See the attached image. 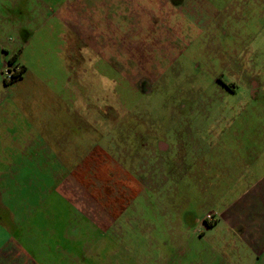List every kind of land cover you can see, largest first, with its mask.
Masks as SVG:
<instances>
[{
    "label": "rangeland",
    "instance_id": "1",
    "mask_svg": "<svg viewBox=\"0 0 264 264\" xmlns=\"http://www.w3.org/2000/svg\"><path fill=\"white\" fill-rule=\"evenodd\" d=\"M16 4V19L0 23L1 45L20 51L13 69L0 56V178L18 187L12 206L13 192L2 194L0 215L17 210L16 226L50 229L34 232V260L44 264L46 244L50 264L63 262L61 249L65 264H119L114 252L126 244L125 264H222L209 233L193 241L176 218L212 224L206 218L252 184L239 180L237 139L264 135V0ZM20 64L26 73L11 81ZM84 176L96 182L81 194L67 185L89 183ZM94 185L99 204H115V215H89L103 229L114 222L109 257L98 253L88 215H68L62 202L93 198Z\"/></svg>",
    "mask_w": 264,
    "mask_h": 264
},
{
    "label": "crops",
    "instance_id": "2",
    "mask_svg": "<svg viewBox=\"0 0 264 264\" xmlns=\"http://www.w3.org/2000/svg\"><path fill=\"white\" fill-rule=\"evenodd\" d=\"M16 1L17 0H0V23L2 21L11 22V20L16 19V17H14L15 12L17 10ZM49 15L50 14H47L46 17H49ZM71 24L72 27L77 31V35L81 36V28L79 26L77 27L73 23ZM90 40L91 42L89 44H91L92 42L94 43V45L96 44V41L94 42L92 38ZM1 44L2 43H0V56H9L11 58L10 60L14 61L11 64L8 63L9 66H11V68L13 69L18 64L17 60L20 51L18 47H11L10 50H5V46ZM94 50L96 52V49ZM10 52L13 53L12 56H10ZM19 69L22 70L23 77V75L27 71V67L23 64H20V67H16V69L14 70L18 72ZM245 138L247 139L248 135L243 133L237 139L239 145H241L242 148L240 149L241 162H244L243 166H245V168H242V176H240L239 180L242 181V179L246 178L252 181V184H250L249 187H245L241 190L234 204L232 203L224 211H219L217 215H213L214 222L212 224H209V221V223H207L206 225L204 223H201L205 215H201L200 217L196 218V220L200 222L197 227L195 226L193 221L186 222L185 216L187 215H177L176 218L177 226L179 225L181 227H189V229L192 231L191 234H189V232L187 233L186 231L181 232V234L192 235L189 237L193 241L196 240L197 236L203 237L209 233L208 240L210 242H215L218 248L216 251L222 253V255L220 256L222 264H231L233 262V258L234 260L239 259L240 263L243 260L249 259L251 264H264V135H253L251 137L253 140L248 138L246 143L242 144ZM253 146L261 148V152L258 155L253 153ZM247 152H249L250 156L252 157L249 159H244L242 155H245ZM80 170L81 168L76 170V172ZM83 170V172H87V170ZM83 178L87 180L86 182L89 183L83 185L81 183H78L77 180H73L70 181L67 185L73 188H77L79 191V189H81L80 187L90 188L91 185L96 182L94 180L91 182V180H89L90 178H88L87 176H84ZM1 181L4 180L0 178V205H2L5 200L2 194L6 193V189H10L14 195L10 194L8 198H6L7 200L5 201V203H9V205L12 206L14 203L13 199H15V196L17 195L15 189H17L18 186L13 184L12 182L6 186H2ZM102 184L103 190L108 193V189L111 192L109 194L112 195V183L108 180H103ZM93 187L95 188V191H90V195H94L93 198L92 196H90L89 199L83 197L80 202H78L79 199H76L74 200V202H72L70 198L68 200H65V197H63L62 202H65V207L68 208L67 210H70V213L68 215H88L87 220L90 221L91 225H93L94 227L93 237L95 238L94 244L97 248V251L98 253L109 257L112 255L113 249H110V239L108 237V230L111 228L114 222H111L110 227H106L105 229H103L102 227H98L97 225H95L94 219H92L89 215H115V204L111 197H109V200L107 199L105 203L99 204L100 201H98V198L100 194H98L99 192H97V186L94 185ZM78 191L68 189V191H66V196L73 198L76 195V192L78 193ZM80 192L81 191H79L78 194H81ZM92 200L94 202H92ZM87 202H90V204L87 205ZM74 205L77 206V210L75 209ZM124 205L125 204L122 203V206ZM123 211L120 215H123ZM32 212L34 211H29L26 213V215H30V217L32 218L31 215H35V213ZM208 212H215V210H209ZM180 216L181 218H179ZM5 217H8V215H0V264H39L37 261L34 260L32 252L35 248L33 247V244L35 243L34 232L37 231L40 232L42 235H46L50 232V229L45 227L34 229L35 227H31V224L30 226H26V222L20 224V226H16V220L18 217L17 210L11 213V215H9V219ZM123 232L125 234L126 231H122V237H124ZM99 240H104V242L100 243ZM87 244L88 248L92 246L91 243ZM236 246H238V248H236ZM38 248L41 250V253L43 251L42 262L44 264H50V260L53 259H51V251L49 246L44 244V246L42 245V248ZM128 248L129 245L123 244L120 250V255L114 252V255L119 261V264H125L124 260L127 257ZM28 249L30 253L28 252ZM230 252H238L242 253V255L239 254V257H237L236 255L233 257L227 254ZM61 253L63 257V262L61 264H65L66 253L64 252V249H61ZM44 254L47 255V259L44 257ZM51 264H55V262L52 261ZM88 264L104 263H93L92 260Z\"/></svg>",
    "mask_w": 264,
    "mask_h": 264
},
{
    "label": "trees",
    "instance_id": "3",
    "mask_svg": "<svg viewBox=\"0 0 264 264\" xmlns=\"http://www.w3.org/2000/svg\"><path fill=\"white\" fill-rule=\"evenodd\" d=\"M13 62H14L13 60H10L8 63L11 64ZM19 79H22V70H20V71H18L16 73H13L11 75V81H16V80H19Z\"/></svg>",
    "mask_w": 264,
    "mask_h": 264
},
{
    "label": "built area",
    "instance_id": "4",
    "mask_svg": "<svg viewBox=\"0 0 264 264\" xmlns=\"http://www.w3.org/2000/svg\"><path fill=\"white\" fill-rule=\"evenodd\" d=\"M212 218H213V215H209V216L206 218V220H212Z\"/></svg>",
    "mask_w": 264,
    "mask_h": 264
},
{
    "label": "flooded vegetation",
    "instance_id": "5",
    "mask_svg": "<svg viewBox=\"0 0 264 264\" xmlns=\"http://www.w3.org/2000/svg\"><path fill=\"white\" fill-rule=\"evenodd\" d=\"M222 85L224 86V89H227V88H226V86H227L226 84L222 83Z\"/></svg>",
    "mask_w": 264,
    "mask_h": 264
}]
</instances>
